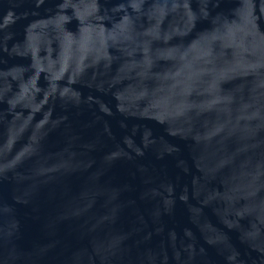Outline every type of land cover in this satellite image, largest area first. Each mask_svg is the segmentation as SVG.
<instances>
[{
    "label": "water",
    "instance_id": "water-1",
    "mask_svg": "<svg viewBox=\"0 0 264 264\" xmlns=\"http://www.w3.org/2000/svg\"><path fill=\"white\" fill-rule=\"evenodd\" d=\"M0 264H264V0H0Z\"/></svg>",
    "mask_w": 264,
    "mask_h": 264
}]
</instances>
